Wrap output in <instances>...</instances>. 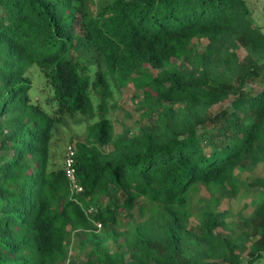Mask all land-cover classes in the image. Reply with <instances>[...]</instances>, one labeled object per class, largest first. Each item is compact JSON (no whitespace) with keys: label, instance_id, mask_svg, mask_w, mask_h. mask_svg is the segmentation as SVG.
I'll return each mask as SVG.
<instances>
[{"label":"trees","instance_id":"16d2710c","mask_svg":"<svg viewBox=\"0 0 264 264\" xmlns=\"http://www.w3.org/2000/svg\"><path fill=\"white\" fill-rule=\"evenodd\" d=\"M263 81L264 32L245 0H0V264H62L70 229L88 249L80 264H252ZM129 84L140 123L116 133L107 114ZM68 119L85 124L68 142L81 191L52 151ZM200 188L210 197L192 211ZM251 188L263 197L243 201L235 231L223 190Z\"/></svg>","mask_w":264,"mask_h":264},{"label":"rangeland","instance_id":"374dc122","mask_svg":"<svg viewBox=\"0 0 264 264\" xmlns=\"http://www.w3.org/2000/svg\"><path fill=\"white\" fill-rule=\"evenodd\" d=\"M249 9H250V19L256 26H259L262 31L264 32V0H245ZM33 72L36 74V70L33 69ZM36 78V75H33ZM261 81V80H260ZM264 85V81L262 82ZM36 89H32L30 94L32 97H36L35 94ZM142 98V92L140 89L134 88L132 85H126L122 87H118L114 89V96L111 100L112 107L109 109L108 117L112 120L114 130L116 133H120L121 130L125 127L128 129H135L140 123L139 112L137 107L139 106L140 100ZM39 101H43V97L39 96ZM84 127L85 124L82 123H75L73 120L68 119L67 123L60 127L54 135L53 142H52V151L60 154L62 158H64L65 154V147L69 142V138L72 137L73 140H80L83 139L84 134ZM106 150L110 149V146L105 147ZM59 164H63V160H58ZM255 175H261L262 170L255 169L253 172ZM242 173L241 177L245 180H253L252 173ZM223 197L224 199L220 203L221 209L229 208L231 216L228 218L231 221V225L235 229V231H239L238 228V215L242 203L248 202V209L251 210L253 205L258 204V202L263 197V192L259 189L251 188L246 191H241L243 193L242 197H237L236 199L226 198L229 196V192L227 190H223ZM210 197V193L208 190L204 188H200L196 193L193 195V200L195 202V206L192 207V211H196L197 208L203 204H207V200ZM203 201H200V200ZM200 201V202H198ZM237 210V211H236ZM138 213L136 210H132L129 213H126L120 218V223L122 229L126 227V225L131 221L134 222L138 220ZM226 234V231L224 232ZM79 237L80 229H73L69 231V238L67 241L68 245V259L65 260L62 264H80L81 262L85 261L88 258V249L84 251L79 250ZM246 253V252H244ZM244 256L246 254H243ZM242 264H245V260L242 261ZM252 264H264V254L257 260H255Z\"/></svg>","mask_w":264,"mask_h":264},{"label":"built area","instance_id":"2783aa9c","mask_svg":"<svg viewBox=\"0 0 264 264\" xmlns=\"http://www.w3.org/2000/svg\"><path fill=\"white\" fill-rule=\"evenodd\" d=\"M74 147L73 144H68L66 148V155L64 159V172L70 182V186L75 191H81L82 187L76 183L75 167H74ZM94 208L89 207L88 211L92 212Z\"/></svg>","mask_w":264,"mask_h":264},{"label":"clouds","instance_id":"9594fccd","mask_svg":"<svg viewBox=\"0 0 264 264\" xmlns=\"http://www.w3.org/2000/svg\"><path fill=\"white\" fill-rule=\"evenodd\" d=\"M74 147V146H73ZM66 148H67V145H66ZM74 152H75V150H74ZM65 155H66V149H65ZM75 155V154H74ZM65 159V158H64ZM94 212V210L92 211V212H88V213H93ZM98 227H100V224L98 223V224H96ZM78 230V229H77ZM81 231V230H80ZM69 253V252H68ZM67 259H68V257H67ZM66 259V260H67Z\"/></svg>","mask_w":264,"mask_h":264},{"label":"crops","instance_id":"0c3cea01","mask_svg":"<svg viewBox=\"0 0 264 264\" xmlns=\"http://www.w3.org/2000/svg\"><path fill=\"white\" fill-rule=\"evenodd\" d=\"M237 211V210H236Z\"/></svg>","mask_w":264,"mask_h":264}]
</instances>
